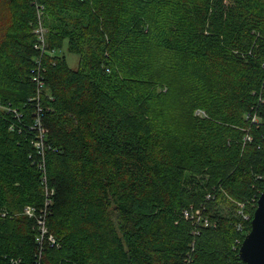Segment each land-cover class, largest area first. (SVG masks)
<instances>
[{"label": "trees", "instance_id": "1", "mask_svg": "<svg viewBox=\"0 0 264 264\" xmlns=\"http://www.w3.org/2000/svg\"><path fill=\"white\" fill-rule=\"evenodd\" d=\"M36 4L54 50L38 99ZM263 61L264 0H0V264H245ZM202 206L209 225L184 217Z\"/></svg>", "mask_w": 264, "mask_h": 264}, {"label": "built area", "instance_id": "2", "mask_svg": "<svg viewBox=\"0 0 264 264\" xmlns=\"http://www.w3.org/2000/svg\"><path fill=\"white\" fill-rule=\"evenodd\" d=\"M36 8H37V23L35 25V27L33 28V33L36 36V41L34 43V48L38 51V55L35 57V63L33 65V67L30 70L31 73V80L36 84V91H37V95H36V99H38L39 93L40 91L43 89L44 87V76H43V71H44V67L42 66V56L45 53H53L54 50H48L47 49V29L43 24L42 18H41V6H38L36 4ZM263 68H264V61L262 63ZM260 102H264L263 100H260ZM40 107L37 103V109L35 111V116H34V120L33 123L31 125H27L25 128L28 130H35L36 131V137L34 139V145L36 146V148L39 150V153L42 155L43 153V147H44V135L46 133V129L42 126L41 123V118H40ZM197 114L200 115H204V113L200 110L196 111ZM251 120L253 123H259L260 122V116L257 115L256 113H253L251 116ZM245 138L247 140H251L252 137L249 134H246ZM37 166L41 169L42 171V180L45 183L46 181V170H45V164L43 159L41 158L38 162H37ZM44 191L45 193H50V191L48 190V188L45 186L44 187ZM213 195L209 193L206 194V198H212ZM46 204L47 202H45V208L43 209V211H46ZM240 209L237 210V213L240 215V217L242 219H249V215L244 214L242 212V207L243 204L242 203H238ZM205 208L204 206H202V208H197V209H193L190 211H184V217L185 218H189L193 221V223L195 224H201L203 226H207L210 224V220L208 219V217L206 215L203 214ZM24 213L32 216L34 214V210L31 206H26L24 208ZM45 213H42L41 216H39L38 220H37V224L39 226V235L37 236V241L38 243H42V240L46 239L47 242L49 243V245H57V241L56 239L53 237V235L48 234L47 233V228L45 226L44 223V217ZM196 226V225H195ZM237 231H239L240 234H245V230H244V225L242 223V221H238L237 225H236ZM243 239V238H242ZM239 241V239H237V242ZM240 242V241H239ZM36 264H40L38 261L36 262Z\"/></svg>", "mask_w": 264, "mask_h": 264}, {"label": "water", "instance_id": "3", "mask_svg": "<svg viewBox=\"0 0 264 264\" xmlns=\"http://www.w3.org/2000/svg\"><path fill=\"white\" fill-rule=\"evenodd\" d=\"M238 257L245 264H264V187L250 219V228L245 233Z\"/></svg>", "mask_w": 264, "mask_h": 264}, {"label": "rangeland", "instance_id": "4", "mask_svg": "<svg viewBox=\"0 0 264 264\" xmlns=\"http://www.w3.org/2000/svg\"><path fill=\"white\" fill-rule=\"evenodd\" d=\"M59 53L60 54H62V55H64V59H65V62L67 63V65L69 66V67H71V68H76L77 66H78V62H79V57H78V55L76 54V53H73V52H70L69 50H68V48H67V43H66V41H64V43H63V46H62V48L59 50ZM48 190H49V188H48ZM51 190V189H50ZM49 190V191H50ZM254 199H255V197L252 195V196H250V198H249V200L247 201V205H249V204H252L253 205V203H254ZM257 199L258 198H256V201H257ZM223 206V205H222ZM255 207H256V204H255ZM229 208V207H228ZM228 208H226V206H225V209H228ZM43 206L41 207V211H43ZM255 209V208H254ZM40 211V210H39ZM226 211H228V210H226ZM225 211V212H226ZM248 211H249V208L248 207H243L242 208V212L244 213V214H249L248 213ZM254 211V210H253ZM38 214H39V212H38ZM253 214V213H252ZM252 216V215H251ZM251 219V218H250ZM247 232V231H246ZM245 232V233H246ZM245 235V234H244Z\"/></svg>", "mask_w": 264, "mask_h": 264}]
</instances>
